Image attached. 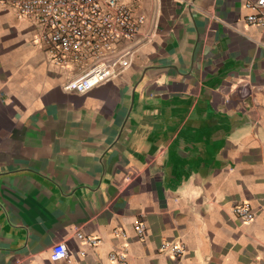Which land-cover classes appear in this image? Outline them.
Listing matches in <instances>:
<instances>
[{"label":"crops","instance_id":"obj_1","mask_svg":"<svg viewBox=\"0 0 264 264\" xmlns=\"http://www.w3.org/2000/svg\"><path fill=\"white\" fill-rule=\"evenodd\" d=\"M122 1L145 16L140 43L84 93L0 6V264H177L167 241L184 264H264V43L247 0Z\"/></svg>","mask_w":264,"mask_h":264},{"label":"built area","instance_id":"obj_2","mask_svg":"<svg viewBox=\"0 0 264 264\" xmlns=\"http://www.w3.org/2000/svg\"><path fill=\"white\" fill-rule=\"evenodd\" d=\"M0 6L16 18L31 22L34 45L43 49L49 61L75 69L63 88L78 93L113 80L129 67L145 21L143 14L122 0H0ZM244 6L248 10L245 23L260 27L264 43V0H247ZM232 210L243 223L254 219L247 204L235 205ZM133 226L136 235L143 239L144 222L137 218ZM76 238L91 245L98 243L95 237L79 232ZM160 251L170 254L177 264H184L180 260L184 251L180 242H164ZM67 253L65 243L57 242L51 246L49 257L58 261ZM108 258L125 264L126 254L112 251Z\"/></svg>","mask_w":264,"mask_h":264}]
</instances>
